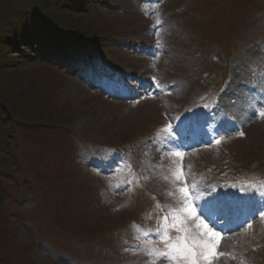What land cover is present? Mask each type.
Listing matches in <instances>:
<instances>
[{
    "label": "rangeland",
    "instance_id": "374dc122",
    "mask_svg": "<svg viewBox=\"0 0 264 264\" xmlns=\"http://www.w3.org/2000/svg\"><path fill=\"white\" fill-rule=\"evenodd\" d=\"M214 1H93L92 6L107 12L96 21L112 35L103 50L94 43L95 56L89 55L91 67H87L92 75L85 78V71L62 66L63 79L47 81L58 109V123L53 124L65 122L71 130L64 138L41 120L21 130L24 148L33 146L34 154H48L55 147L64 150L59 156L69 158L72 152L77 170L91 167L85 170L88 189L82 191L81 201L75 194L71 198L48 195L49 199L60 195L56 204L65 205L64 215L68 213L63 224L82 233L65 243L50 236L46 224L42 232L31 216L40 208L38 197L21 192L15 204L17 214L11 219L17 225L10 221L12 229L0 217V264H153L148 250L164 249L156 227H168L173 238L178 236L171 228L170 209L181 207L180 187L186 189L195 209L185 227L195 236L219 233L216 252L222 255L213 258L212 264H264V186L230 187L231 174L222 170L244 156L253 161L254 169L260 168L259 158L264 160V11L256 10L263 18L254 12L247 19L241 35L249 41L238 42V56L227 31L241 30L236 14L242 8L231 7V0L226 6L224 1ZM217 42L225 48L217 49ZM227 50L237 56L228 58ZM108 54L111 65L94 61ZM33 71L26 67L21 73ZM11 73L7 79L16 77ZM224 74L227 79L217 102L206 107L207 112L201 111L202 98H208L209 88L220 87ZM172 119L180 122V129L174 128ZM63 139L70 142V149ZM119 147H131L135 154L124 155ZM126 157H134V168L143 173L146 166L148 178L137 191L126 186L122 166ZM142 160L145 163L139 164ZM33 162V168L44 166L40 159ZM8 166L4 172L10 170ZM52 169L58 177L59 169ZM1 178L0 173V183ZM49 182L42 180L41 188L46 189ZM206 202L211 203L206 206ZM217 206L233 210L237 216L233 227L220 231L211 226L206 214L217 224L227 222L225 215L218 216ZM201 221L207 229L198 227ZM89 228L99 232V239L87 232ZM146 236L156 242L147 243ZM107 242L112 251L105 258ZM114 253L125 261L111 259ZM155 264L171 262L160 257Z\"/></svg>",
    "mask_w": 264,
    "mask_h": 264
},
{
    "label": "trees",
    "instance_id": "16d2710c",
    "mask_svg": "<svg viewBox=\"0 0 264 264\" xmlns=\"http://www.w3.org/2000/svg\"><path fill=\"white\" fill-rule=\"evenodd\" d=\"M93 1L0 0V173L2 177L0 217L4 219L5 224L12 221L11 219L17 214L14 211L15 204L17 205L16 202L21 192L36 196L40 208L31 213L35 219L34 223L42 229V232L45 231L46 224L47 231L52 233L50 236L61 238L63 241H71L82 232L80 228H68L63 224V218L67 219L68 213L64 215L65 205L57 206L56 204L60 195L50 199L49 196L68 194L67 197L71 198L70 195L75 194L80 197L78 200L81 201L82 191L85 188L84 182L75 186V181L69 173L68 158L59 156L64 151L63 149L57 150L54 147L49 150L48 154L41 152L34 154L33 146H30L31 149H25L24 142L21 140L24 138V133L21 130L25 129L30 122H38L37 120L46 121L48 124L44 126L51 125L50 129L53 132L56 131V135L61 133L64 138L71 130L68 123L53 124L58 123L55 122L58 109L55 95L51 94L47 81L53 77L63 79L62 65L83 66L88 55L96 52L93 47L94 43L95 45L100 43L101 50L105 48L112 33L107 32V29L103 28L96 18L102 17L101 14L107 12L97 6H92ZM222 1L225 2V6L232 1L231 3L234 4L230 5L231 7L242 8L236 14L239 16L236 21H241L239 23L241 30L233 31L231 34L230 29L227 28L235 44L246 20L256 10L255 3H259L260 0H231L229 2L215 0L214 3ZM86 17L92 20L87 21ZM235 28L236 26L232 27L233 30ZM26 67H32L34 71L27 75L22 74L21 71ZM12 69L14 71H10ZM10 72H14L11 74H15L16 77L7 79ZM33 73L35 76L32 75ZM57 79L53 78V80ZM61 80H58V83ZM16 89L18 91L14 92L13 90ZM25 111H28L27 116H25ZM63 142L68 148L70 142L65 139ZM56 154H58L57 159ZM33 159L35 161L40 159L44 166L38 169L36 165L33 168ZM245 160L242 159L238 164L236 163L232 171H250V168L243 169V167H251L253 162ZM258 161L264 163L262 158ZM6 166L10 170L4 172ZM52 167L59 169L58 177L52 173ZM260 176L261 173L258 177ZM36 177H40V180ZM42 180L49 182L45 186L46 189L41 188L44 187L40 185ZM253 180L254 178H248V176L242 179L248 184ZM53 187L54 190H52ZM74 210L77 208L74 207ZM62 211L63 216H61ZM12 223L17 225L16 222L12 221ZM9 226L13 229L11 224ZM89 234L95 235L96 239L100 235L92 228L89 229Z\"/></svg>",
    "mask_w": 264,
    "mask_h": 264
},
{
    "label": "snow or ice",
    "instance_id": "6c2138e0",
    "mask_svg": "<svg viewBox=\"0 0 264 264\" xmlns=\"http://www.w3.org/2000/svg\"><path fill=\"white\" fill-rule=\"evenodd\" d=\"M261 116H264V112L261 113ZM176 155L179 156L181 154L177 153ZM176 178L179 180L180 173H177ZM177 191L183 197L181 207L170 209V213L173 221L171 228L178 233V236L173 238L169 234L168 227H158L157 231L160 233V242L164 244V249L159 250L153 246L146 254L154 258L153 264L160 257L170 261L171 264H212L213 258L222 255L216 252L217 243L215 241L218 240L219 233L206 231L200 236L192 235L190 228L185 227V225L187 224L188 217L195 215V209L190 206L186 189L180 187L177 188ZM209 203L211 202H206V206ZM206 206L202 209L201 215L206 211ZM184 213L186 215H183ZM167 219V217L163 218L164 221H167ZM201 226L207 229V225H204L203 221L198 225V227Z\"/></svg>",
    "mask_w": 264,
    "mask_h": 264
}]
</instances>
